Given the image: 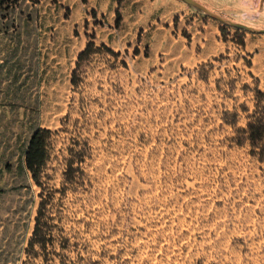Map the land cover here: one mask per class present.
Instances as JSON below:
<instances>
[{
  "label": "rangeland",
  "instance_id": "1",
  "mask_svg": "<svg viewBox=\"0 0 264 264\" xmlns=\"http://www.w3.org/2000/svg\"><path fill=\"white\" fill-rule=\"evenodd\" d=\"M196 1L140 0L150 21L177 23L162 9L179 4L218 24L224 51L192 66L148 58L146 17L117 56L98 48L128 0H0V264L40 263L25 249L46 194L52 235L103 245L106 264H264V134L247 128L264 124V0Z\"/></svg>",
  "mask_w": 264,
  "mask_h": 264
},
{
  "label": "crops",
  "instance_id": "2",
  "mask_svg": "<svg viewBox=\"0 0 264 264\" xmlns=\"http://www.w3.org/2000/svg\"><path fill=\"white\" fill-rule=\"evenodd\" d=\"M118 0H100V7H114ZM126 27L117 29L108 22L101 28L99 41L112 49L128 48L132 38L142 25L143 18L153 28L143 38L150 49L149 57L153 62L163 54L171 63L196 66L215 58L224 51V42L220 39L218 24L206 20L198 14L182 11L179 4H168L162 9L164 15H173L179 11L181 18L177 23L159 22L158 17L150 21L149 14H143L140 0H128ZM156 7V6H155ZM164 23V24H163ZM146 40V41H145ZM138 43V42H136ZM137 45V44H136Z\"/></svg>",
  "mask_w": 264,
  "mask_h": 264
},
{
  "label": "trees",
  "instance_id": "3",
  "mask_svg": "<svg viewBox=\"0 0 264 264\" xmlns=\"http://www.w3.org/2000/svg\"><path fill=\"white\" fill-rule=\"evenodd\" d=\"M83 1L85 2L86 0ZM116 16V23L118 24L120 19L118 11H116ZM90 38L85 48L81 50L77 56L76 65L73 69L71 78V82L74 85H76L78 81V71L82 60L89 57L95 49V42L93 40L94 35H91ZM238 41L241 46H245L242 36H240ZM98 48H105L112 55H118L117 52H114L103 43ZM248 64L250 63L248 62ZM247 128L248 134L252 139L264 134V124L256 125L253 122H249ZM50 133L51 131L46 128L36 129L31 135L25 151V165L36 181H38L37 179L41 168L48 159L47 140ZM68 165V172H70L71 161ZM41 197L35 217L34 229L25 249L27 257L33 259L39 258L40 263L38 264H106L104 262L106 257L113 259V256L107 255V251L104 249L103 245L100 246L98 251L87 250L88 245L85 241H74L71 243L68 237L55 238L50 231L45 214L49 196L46 194Z\"/></svg>",
  "mask_w": 264,
  "mask_h": 264
},
{
  "label": "water",
  "instance_id": "4",
  "mask_svg": "<svg viewBox=\"0 0 264 264\" xmlns=\"http://www.w3.org/2000/svg\"><path fill=\"white\" fill-rule=\"evenodd\" d=\"M183 1L199 9H204V7L200 3H198L196 0H183ZM230 24L239 29H244V30H249V31L253 30L251 27L245 24L239 23V22H230ZM259 32H264V29L259 30Z\"/></svg>",
  "mask_w": 264,
  "mask_h": 264
}]
</instances>
